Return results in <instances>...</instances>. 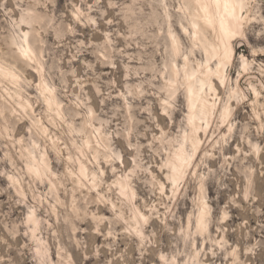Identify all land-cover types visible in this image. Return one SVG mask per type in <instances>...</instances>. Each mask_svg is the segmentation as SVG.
Returning a JSON list of instances; mask_svg holds the SVG:
<instances>
[{
	"label": "rangeland",
	"instance_id": "rangeland-1",
	"mask_svg": "<svg viewBox=\"0 0 264 264\" xmlns=\"http://www.w3.org/2000/svg\"><path fill=\"white\" fill-rule=\"evenodd\" d=\"M246 1L230 65L193 0H0V264H264V0Z\"/></svg>",
	"mask_w": 264,
	"mask_h": 264
},
{
	"label": "bare ground",
	"instance_id": "bare-ground-1",
	"mask_svg": "<svg viewBox=\"0 0 264 264\" xmlns=\"http://www.w3.org/2000/svg\"><path fill=\"white\" fill-rule=\"evenodd\" d=\"M240 0H235V3L238 5ZM193 3L195 5V11L192 13L193 15V28L195 32V36L197 40H200L203 46L206 48V52L215 51V45L209 41L207 37V30L212 29L213 31L217 32L220 40V48H221V59L224 57V60H226L227 63L231 65L230 62L233 61L234 55H235V44H234V38L237 36H232L231 39H229V33L236 31L238 28L240 31L243 32V23L246 19V15L244 14V9L247 6V1L243 0V7H235L234 14L233 10L231 8H224L220 7L217 8L213 4V0H193ZM28 41V40H27ZM28 47H30V42L28 41ZM228 48H231L232 55L231 58L226 57V51ZM218 52V51H217ZM216 52V53H217ZM219 53V55H220ZM220 60V63H223V61ZM220 65V64H219ZM223 65V64H221ZM245 68V67H244ZM213 72L212 68L207 67L206 73L207 77L199 78V81H205L209 79V73ZM217 74V77L221 80L223 78V67L222 69H216L214 74ZM248 81V80H247ZM250 82V80H249ZM189 92L190 93H197V95H193L196 98L192 97L191 104H190V118L193 119L196 117L197 108H196V102L200 98V93L195 91V85L190 83L188 85ZM203 96V95H202ZM191 97V96H190ZM199 102V101H198ZM198 104V103H197ZM207 110V106L205 104H202L199 110V113H203ZM211 112V111H210ZM179 161V160H178ZM177 162V160H176ZM142 215V213H141Z\"/></svg>",
	"mask_w": 264,
	"mask_h": 264
},
{
	"label": "snow or ice",
	"instance_id": "snow-or-ice-1",
	"mask_svg": "<svg viewBox=\"0 0 264 264\" xmlns=\"http://www.w3.org/2000/svg\"><path fill=\"white\" fill-rule=\"evenodd\" d=\"M213 4L217 8H220V7L231 8L233 10V13H230V14H234L235 7L237 6L241 8L243 7V0H240L238 5L235 3V0H213ZM228 35H229V39H231L232 36H240L241 39L243 38V32L240 31L239 28L234 32H230ZM262 42H264V40H262ZM258 53L261 55H264V47L251 50V55L253 57H255ZM231 55H232L231 48H228V50L226 51V57L231 58ZM239 59L241 63L246 67L248 64V57L242 56ZM257 95H259V93H257Z\"/></svg>",
	"mask_w": 264,
	"mask_h": 264
}]
</instances>
